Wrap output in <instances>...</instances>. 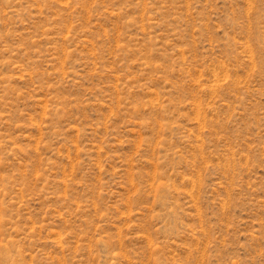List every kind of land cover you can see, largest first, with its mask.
Returning <instances> with one entry per match:
<instances>
[{
	"label": "rangeland",
	"instance_id": "374dc122",
	"mask_svg": "<svg viewBox=\"0 0 264 264\" xmlns=\"http://www.w3.org/2000/svg\"><path fill=\"white\" fill-rule=\"evenodd\" d=\"M0 264H264V0H0Z\"/></svg>",
	"mask_w": 264,
	"mask_h": 264
}]
</instances>
